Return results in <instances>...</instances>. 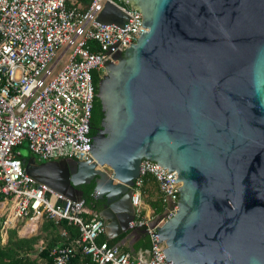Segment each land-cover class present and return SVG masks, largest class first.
Instances as JSON below:
<instances>
[{"label": "water", "instance_id": "water-1", "mask_svg": "<svg viewBox=\"0 0 264 264\" xmlns=\"http://www.w3.org/2000/svg\"><path fill=\"white\" fill-rule=\"evenodd\" d=\"M121 1L140 28L96 83L90 158L20 157L24 171L70 199L92 183L102 234L114 238L133 218L140 161H154L178 187L174 214L149 223L166 260L264 264V0ZM124 18L106 1L96 20Z\"/></svg>", "mask_w": 264, "mask_h": 264}, {"label": "built area", "instance_id": "built-area-1", "mask_svg": "<svg viewBox=\"0 0 264 264\" xmlns=\"http://www.w3.org/2000/svg\"><path fill=\"white\" fill-rule=\"evenodd\" d=\"M106 1L125 15L122 25L96 20ZM140 18L138 10L115 0H87L84 8L75 0H0V215L8 206L2 228L22 220L20 232L28 236L42 219L75 226V246H53L50 264L67 262L74 247L96 264H173L161 252L164 244L155 226L141 213L145 175L157 184L161 222L177 210L178 187L166 168L140 161L130 195L133 218L126 227L144 230L148 244L131 254L107 239L97 241L103 228L97 212L82 199H70L36 181L14 150L24 144L39 162L90 158L85 146L95 89L92 73L101 78L104 63L114 61L111 56L118 48L128 47L125 42L137 39ZM5 237L1 232L2 241Z\"/></svg>", "mask_w": 264, "mask_h": 264}, {"label": "trees", "instance_id": "trees-1", "mask_svg": "<svg viewBox=\"0 0 264 264\" xmlns=\"http://www.w3.org/2000/svg\"><path fill=\"white\" fill-rule=\"evenodd\" d=\"M82 3L83 8L86 6L87 0H75ZM121 4H125L121 0H115ZM127 5V4H125ZM66 6L70 7L68 1ZM99 78L96 73H92V82L94 85V92L96 90V83ZM101 111L97 98L94 96L93 105L91 110L90 122H94L97 126L101 119ZM94 132L93 129L89 131V134ZM22 145V144H21ZM20 146V145H18ZM18 146L14 147L17 150ZM31 154L25 156L30 157ZM21 155L19 154V158ZM92 183L87 187V191L82 195L84 206L92 211L97 212L99 210V204L91 197ZM141 197L143 203H145L151 210L152 215H159L163 210V203L159 197L158 187L154 179L145 175L142 178ZM3 200V196L0 195V201ZM6 213L0 215V264H50L51 256L49 251L53 246L71 244L75 246L73 240L77 237V229L72 224H68L65 220H58L56 222L51 220L42 219L38 232L30 236L18 235V229L23 225V221L19 220L14 225L2 228L3 220ZM88 218V216H86ZM64 230V235L60 234V231ZM5 231V240H1V232ZM122 234L115 238L107 239L109 244H117L121 239ZM106 239L102 234L97 237V241ZM147 239L139 246L141 248L147 247ZM121 251H127L125 248H121ZM135 248H133V251ZM64 264H96L91 261L88 255L83 254L78 247H74L73 254L69 257L68 261Z\"/></svg>", "mask_w": 264, "mask_h": 264}, {"label": "crops", "instance_id": "crops-1", "mask_svg": "<svg viewBox=\"0 0 264 264\" xmlns=\"http://www.w3.org/2000/svg\"><path fill=\"white\" fill-rule=\"evenodd\" d=\"M34 160H35L36 163H40L35 158H34ZM87 209H89V208H87ZM141 209H142L141 210L142 215L147 219L148 223L152 224V222L154 220V215H152L151 210L149 209V207L145 203H143L142 197H141ZM39 226H38V228H39ZM101 234H102V232H101ZM121 234H122V237H121V239H119L117 244H118V246L120 245L121 248H124V249L126 248L127 252H130L131 254H134L136 252V250L141 248L139 246L144 242L145 239H147L145 234H143L140 230H135V229L126 230V231L122 232ZM121 234H118V235H121ZM105 238L106 239H111V238H107V237H105ZM133 248H135L134 251H133Z\"/></svg>", "mask_w": 264, "mask_h": 264}, {"label": "rangeland", "instance_id": "rangeland-1", "mask_svg": "<svg viewBox=\"0 0 264 264\" xmlns=\"http://www.w3.org/2000/svg\"><path fill=\"white\" fill-rule=\"evenodd\" d=\"M63 60H64V58H63ZM62 64H61V62L58 64V66H61ZM104 73V72H103ZM17 152H18V154H20L21 155V157H25V156H27V155H29V151H28V149L26 148V146L23 144V145H20V146H18V148H17ZM32 156V155H31ZM0 207H1V205H0ZM7 210H8V206H6V208H4L3 209V213H5V212H7ZM21 229V228H20ZM20 229H18V235H19V232H20ZM38 229L39 228H37V230L33 233V234H35V233H37L38 232ZM33 234H31V235H33ZM28 236H30V235H28Z\"/></svg>", "mask_w": 264, "mask_h": 264}, {"label": "flooded vegetation", "instance_id": "flooded-vegetation-1", "mask_svg": "<svg viewBox=\"0 0 264 264\" xmlns=\"http://www.w3.org/2000/svg\"><path fill=\"white\" fill-rule=\"evenodd\" d=\"M99 125H95L94 124V122L92 121V122H90V130L91 129H93L94 131L96 130V128L98 127ZM91 135V134H90ZM68 159H70V158H68ZM74 160V159H73ZM90 185V183H87V184H83V185H79V186H77V188L79 189V190H81L82 191V195H84L85 193H86V191H87V187ZM96 201V200H95ZM98 204H100V201H96ZM99 210H100V207H99Z\"/></svg>", "mask_w": 264, "mask_h": 264}]
</instances>
